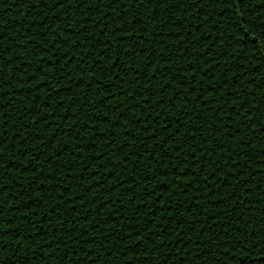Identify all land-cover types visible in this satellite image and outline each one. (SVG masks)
Listing matches in <instances>:
<instances>
[{"label": "trees", "instance_id": "trees-1", "mask_svg": "<svg viewBox=\"0 0 264 264\" xmlns=\"http://www.w3.org/2000/svg\"><path fill=\"white\" fill-rule=\"evenodd\" d=\"M44 3L0 0V264H264L261 0Z\"/></svg>", "mask_w": 264, "mask_h": 264}, {"label": "snow or ice", "instance_id": "snow-or-ice-1", "mask_svg": "<svg viewBox=\"0 0 264 264\" xmlns=\"http://www.w3.org/2000/svg\"><path fill=\"white\" fill-rule=\"evenodd\" d=\"M74 2L75 3H78V5H79V7H83L84 6V3L86 2V0H74ZM154 2H156V0H133V6H136V5H140V6H151ZM159 2L160 3H163V0H159ZM209 2L210 3H219V2H223V3H225L226 5H228V4H230L231 2H232V0H209ZM176 3H177V5H179V6H182L183 5V3H185V0H176ZM205 3V0H190V3H189V10H191V9H193V8H196L197 10H200V6L201 5H203ZM42 4L45 6V7H47V4L46 3H44V0H42ZM68 4V0H55V7H57V8H61V7H64L65 5H67ZM117 4H121V0H107V3H105V0H99V4L97 5V8L99 9V7H104V8H113L115 5H117ZM237 5H238V7H244L245 6V0H237ZM122 7H124V8H127L128 7V5L127 4H122ZM261 9H264V0H261V3H260V6H259ZM221 11H223V9H221ZM98 14V13H97ZM80 15H83V13H80ZM157 16L159 15V13H157L156 14ZM204 15H210L209 13H207V12H205L204 13ZM253 15H255V13H253ZM69 18H71V17H69ZM262 19H264V16H262L261 17ZM104 19H107V16L105 15L104 17H102V20H104ZM205 23L207 22V21H204ZM261 27H264V24H262V25H260ZM97 27H99V25H97ZM104 29H101V31H103ZM145 31L147 30V29H144ZM117 32H118V29H113V31H112V35H113V37H116L117 36ZM132 32H134V27H128V28H125V33L126 34H130V33H132ZM67 36H68V34H66V39H67ZM141 39H142V37H141ZM242 39V38H241ZM134 42H135V38H134ZM53 47H55V45H53ZM146 50V49H145ZM49 51H51V49H49ZM108 51H111V48H109L108 49ZM177 51H179V49H177ZM136 53V49L135 48H133L132 49V54L134 55ZM122 54V53H121ZM3 53H0V72H2L3 71V68H4V63H3ZM118 58H119V54H118ZM41 59H43L42 57H41ZM109 59H111V57H109ZM9 63H11V61H9ZM118 63V59L117 60H114V61H112V65L113 66H115L116 64ZM148 67H151V61H149V63H148V65H147ZM129 70H131V68H130V66H129ZM139 75V73H134V78H135V76H138ZM196 75V73H195V70H193V76H195ZM0 79H2V78H0ZM149 79H151V77H149ZM116 82H117V84H119V83H122V81H121V78H120V75L118 74L117 76H116ZM115 86V85H114ZM170 86V85H169ZM194 90V89H193ZM131 91V89L129 88L128 90H125L124 91V95L125 96H127L128 95V93ZM109 94L111 95V93L109 92ZM0 95H6V94H0ZM187 95H190V93H186L185 94V101H184V103L185 104H187L188 103V101H187ZM223 95L224 94H221V99H223ZM114 98V97H113ZM162 100H163V97L161 98V101H158L157 102V106H159V104L162 102ZM213 101H209L208 103H212ZM9 106V103H8V101H5V103L3 104V106H0V116H3L4 114H3V109H4V107H8ZM123 106H124V104L123 103H121L120 104V108H123ZM74 107V106H73ZM205 107H207V104H205ZM190 111H193L194 112V109L193 110H190ZM163 115V113L161 112V113H157V116H162ZM188 115V113H184V116L186 117ZM5 119H6V117H4ZM44 119L45 120H48V116H45L44 117ZM148 119L149 120H151V119H153L151 116H149L148 117ZM179 120H180V117H177L176 118V121H174L175 123H178L179 122ZM31 123H36V121H32ZM93 123H95V122H93ZM6 126V125H5ZM49 126H50V123H49ZM167 127H168V125L167 124H165V126H164V128H165V130L167 129ZM21 130H23V129H21ZM93 132L95 133V129H93ZM149 133H150V135L151 136H155V134L154 133H152L151 132V130H149ZM0 141H3V140H0ZM5 141H3V143H4ZM166 142V141H165ZM3 143H0V146H2L3 145ZM112 145H114L115 144V137L113 136V139L111 140V142H110ZM203 143H207V140H205V141H203ZM208 155H211V152H208L207 153ZM130 155H135V153H130ZM149 156H151L152 154L151 153H149L148 154ZM229 155H231V153L229 154ZM101 159H102V156H101ZM140 159H143V156H140V157H138L137 158V160H140ZM190 159H193V160H195L196 159V157H195V155L193 154L191 157H190ZM126 160H127V156L125 157V163H126ZM3 163V161H0V164H2ZM134 163H136V162H134ZM150 166V165H149ZM226 166H232V167H234L235 169H237V170H239V168H240V165L237 163V162H235V161H227L226 160ZM89 167H90V165H89ZM104 167H109L108 165H104ZM100 168V165H97V169H99ZM216 170L217 169H213V172H211V173H209L208 174V176H205L204 178H203V180H198V181H195L196 183H203L204 184V186L206 187V188H208L209 187V184H208V180L209 179H211L212 180V187H215V185H216V183H217V180H216V176H215V172H216ZM109 171H111V168H109ZM201 174H203L202 173V170H201ZM238 174H240V175H242V172L241 173H238ZM113 176H115V173H113ZM153 179H155V176H153L152 177ZM234 179H238V176L237 177H233ZM225 179H226V177H225ZM192 182H189V184H191ZM121 186L123 187V185L121 184ZM243 186V185H242ZM186 187H187V185H186ZM184 189H182V191H183ZM198 191H199V189H198ZM81 199H83V197H81ZM196 199H204L205 201H207V196L205 195V196H201V197H197ZM132 202L133 203H135V201L134 200H132ZM182 204H183V202H182ZM182 206V205H181ZM202 214V213H201ZM206 219H207V217H206ZM185 235H188V233L187 232H185L184 233ZM85 235H86V233H85ZM136 235L137 236H139V232H137L136 233ZM178 242H180V243H183V241L182 240H180V241H178ZM190 242V241H189ZM153 243H155V241L153 240ZM163 244V241H161V245ZM186 246V245H185ZM81 251H84V249L83 248H81ZM87 255H89V253H86V256ZM92 264H95V261L93 260L92 261ZM163 264H167V260H165L164 262H163ZM180 264H183V262L181 261L180 262Z\"/></svg>", "mask_w": 264, "mask_h": 264}]
</instances>
